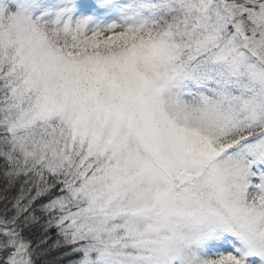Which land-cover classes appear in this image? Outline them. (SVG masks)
Wrapping results in <instances>:
<instances>
[{"label":"snow or ice","instance_id":"obj_1","mask_svg":"<svg viewBox=\"0 0 264 264\" xmlns=\"http://www.w3.org/2000/svg\"><path fill=\"white\" fill-rule=\"evenodd\" d=\"M0 264H264V0H0Z\"/></svg>","mask_w":264,"mask_h":264}]
</instances>
